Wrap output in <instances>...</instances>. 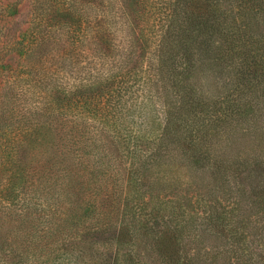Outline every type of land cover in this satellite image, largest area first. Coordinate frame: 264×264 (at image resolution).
Segmentation results:
<instances>
[{
    "label": "trees",
    "instance_id": "16d2710c",
    "mask_svg": "<svg viewBox=\"0 0 264 264\" xmlns=\"http://www.w3.org/2000/svg\"><path fill=\"white\" fill-rule=\"evenodd\" d=\"M24 1L0 0V20ZM45 1L31 23L71 16L52 0L38 13ZM160 3L141 86L151 126L114 77L90 127L45 94L10 141L0 264H264V0ZM19 35L9 48L29 65L45 39L16 49Z\"/></svg>",
    "mask_w": 264,
    "mask_h": 264
},
{
    "label": "rangeland",
    "instance_id": "374dc122",
    "mask_svg": "<svg viewBox=\"0 0 264 264\" xmlns=\"http://www.w3.org/2000/svg\"><path fill=\"white\" fill-rule=\"evenodd\" d=\"M52 1L71 13L70 17L56 18L53 28L31 23L36 15L31 0L22 2L12 18L0 20V190L8 188V202L10 141L46 107L48 92L60 98L62 119L90 127L96 121L88 107H106L110 100L105 87L114 77V90L138 95L137 102L143 99L138 115L131 116L133 122L150 127L156 116L155 100L151 95L144 97L141 86L152 67L155 16L164 0H142V4L139 0ZM49 4L46 0L37 12H46ZM134 17L137 19L132 22ZM130 21L137 41L133 40ZM26 28L29 30L23 39L19 32ZM13 35H19L16 49L44 37V46L32 54L29 65L21 63L19 51L12 52L14 45L9 48Z\"/></svg>",
    "mask_w": 264,
    "mask_h": 264
}]
</instances>
